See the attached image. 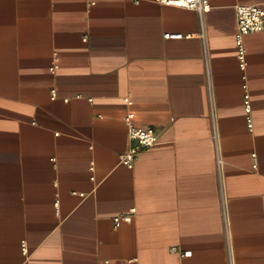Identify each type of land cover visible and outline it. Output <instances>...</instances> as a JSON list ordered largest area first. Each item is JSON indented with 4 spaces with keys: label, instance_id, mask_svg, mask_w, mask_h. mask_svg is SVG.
<instances>
[{
    "label": "crops",
    "instance_id": "1",
    "mask_svg": "<svg viewBox=\"0 0 264 264\" xmlns=\"http://www.w3.org/2000/svg\"><path fill=\"white\" fill-rule=\"evenodd\" d=\"M207 1L0 0V264H264V0Z\"/></svg>",
    "mask_w": 264,
    "mask_h": 264
},
{
    "label": "built area",
    "instance_id": "2",
    "mask_svg": "<svg viewBox=\"0 0 264 264\" xmlns=\"http://www.w3.org/2000/svg\"><path fill=\"white\" fill-rule=\"evenodd\" d=\"M154 2L175 8H181L186 10H194L199 14H202L209 8L207 0H154ZM236 34L235 44L237 48V58L239 62V68L242 72L246 69V50L243 44V36L248 33L262 32L264 31V4L263 5H236ZM164 39L179 40L182 38H190L189 35H183L181 33H167L163 36ZM86 40V36L84 37ZM56 63V62H55ZM56 69V64L50 69L52 72ZM245 79V77H244ZM246 89V85H244ZM52 99L55 97V92H51ZM124 101L127 105H131V100L125 98ZM245 111L248 114L250 112L249 98L247 95L244 97ZM127 126V146L125 151L119 156V163L123 166L131 169L136 160V156L141 149L152 147L157 142V133L151 126L141 127L135 126L131 122V115L125 118ZM248 128H252L251 120L247 118ZM217 164L221 166V159L217 157ZM256 168V165H253ZM134 213V210H131ZM125 222H130L131 216H125L122 218ZM120 219H115L114 224L118 226ZM22 251L26 254L25 244H21ZM189 255V253H186Z\"/></svg>",
    "mask_w": 264,
    "mask_h": 264
}]
</instances>
